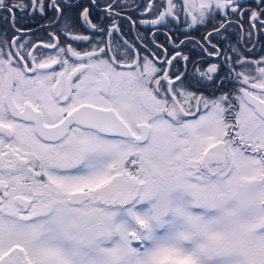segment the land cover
I'll return each mask as SVG.
<instances>
[{
  "label": "snow or ice",
  "instance_id": "1",
  "mask_svg": "<svg viewBox=\"0 0 264 264\" xmlns=\"http://www.w3.org/2000/svg\"><path fill=\"white\" fill-rule=\"evenodd\" d=\"M120 7L0 0V264H264V55L229 42L264 0H148L141 24L211 28L171 51L117 44Z\"/></svg>",
  "mask_w": 264,
  "mask_h": 264
},
{
  "label": "flooded vegetation",
  "instance_id": "2",
  "mask_svg": "<svg viewBox=\"0 0 264 264\" xmlns=\"http://www.w3.org/2000/svg\"><path fill=\"white\" fill-rule=\"evenodd\" d=\"M74 2V0H71ZM148 0H118V3L121 5L117 11H121L124 14V18L119 19L120 24L122 25L123 35L116 34L115 41L117 44H121L124 39L134 42L137 45L140 44V40L137 37H140L141 40L147 44L149 51H156L155 46L152 44L153 35L155 34V40L157 43L164 45L169 48L171 51L170 41L178 43L180 40H185V32L189 33L190 39L195 41H201L202 37L206 34L207 31H210L211 28H205L203 26L193 27L191 29L187 28V25L183 23V18L181 20H173L172 23L166 24L165 26H151L141 24L140 21L143 19H152L154 18L151 13L146 11L145 5ZM251 2V0H249ZM254 6V5H253ZM51 15V14H50ZM102 13L94 12V18L99 22V18ZM130 15L132 20L136 21V24L133 25L126 17ZM190 19V18H189ZM48 19L42 18L39 14L30 17H24L18 21V26H21L23 29L31 31H24L17 35H22L24 40H31L33 43H40L41 41L47 42L48 40V31H53L54 29H43L42 26L48 24ZM0 24H3V21L0 20ZM5 27H7L5 25ZM245 30H247V24L245 23ZM83 31V30H81ZM85 35H91L90 32H83ZM241 30L239 28L229 29V42L232 44H237L239 41V46L242 50H246L249 47L253 48L250 58L259 59L260 56L264 55V34L254 35L251 42H246L240 40ZM100 34H97L99 36ZM107 39V37H105ZM219 37H213V41L216 42L219 40ZM254 45V47H253ZM86 46V45H85ZM227 47V44L224 45ZM191 51V55L197 59H200V48L194 47L193 43H187L184 47L185 53ZM51 52L52 50H43ZM123 51V49H121ZM209 62H215L210 60ZM207 67V64L204 65ZM195 88H199L200 85L193 82ZM232 87V82L229 81L227 88L230 90ZM206 91H214L212 88L206 89Z\"/></svg>",
  "mask_w": 264,
  "mask_h": 264
}]
</instances>
